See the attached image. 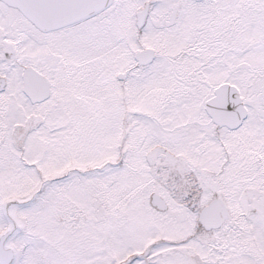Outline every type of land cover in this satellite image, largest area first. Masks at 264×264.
Here are the masks:
<instances>
[{
  "label": "snow or ice",
  "instance_id": "1",
  "mask_svg": "<svg viewBox=\"0 0 264 264\" xmlns=\"http://www.w3.org/2000/svg\"><path fill=\"white\" fill-rule=\"evenodd\" d=\"M0 264H264V0H0Z\"/></svg>",
  "mask_w": 264,
  "mask_h": 264
}]
</instances>
